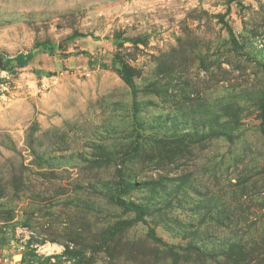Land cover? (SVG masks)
Listing matches in <instances>:
<instances>
[{"label": "rangeland", "instance_id": "1", "mask_svg": "<svg viewBox=\"0 0 264 264\" xmlns=\"http://www.w3.org/2000/svg\"><path fill=\"white\" fill-rule=\"evenodd\" d=\"M0 264H264V0H0Z\"/></svg>", "mask_w": 264, "mask_h": 264}, {"label": "trees", "instance_id": "2", "mask_svg": "<svg viewBox=\"0 0 264 264\" xmlns=\"http://www.w3.org/2000/svg\"><path fill=\"white\" fill-rule=\"evenodd\" d=\"M28 59V60H27ZM30 60V55H27L24 57V55L19 54L15 57V68L11 69V72H14L16 68H22L25 67L28 61ZM13 62V59L8 58L5 60L6 65H10ZM127 83L129 84L130 87L134 88V81L131 77H126ZM141 214V212H139ZM141 216V215H139Z\"/></svg>", "mask_w": 264, "mask_h": 264}]
</instances>
